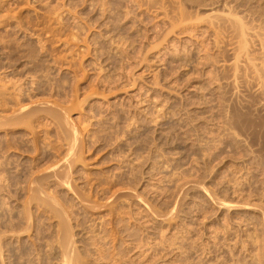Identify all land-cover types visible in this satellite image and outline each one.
<instances>
[{"label":"rangeland","instance_id":"374dc122","mask_svg":"<svg viewBox=\"0 0 264 264\" xmlns=\"http://www.w3.org/2000/svg\"><path fill=\"white\" fill-rule=\"evenodd\" d=\"M16 83L0 264H264V0H0Z\"/></svg>","mask_w":264,"mask_h":264},{"label":"bare ground","instance_id":"6f19581e","mask_svg":"<svg viewBox=\"0 0 264 264\" xmlns=\"http://www.w3.org/2000/svg\"><path fill=\"white\" fill-rule=\"evenodd\" d=\"M10 54H11V53H10ZM17 55H19V54H17ZM16 57H17V56H16ZM18 82H19V81H18ZM20 82H21V81H20ZM14 83H15V82H14ZM1 84H3V83H1ZM5 84H6V83H5ZM25 84H26V83H25ZM9 85H10V84H9ZM3 86H5V85H3ZM13 86H14V91H15V89H16V91L18 92V93H17L18 95H16L15 98H13V99H15L16 101L10 99V100H11V103H12V101H14V102H15L14 104H16V106H15V108H13V111H12V113H11V114H12L11 117L8 116L9 118L6 116V114H4V115H5V116H4L2 112L7 113V111H9V110H7L8 108H7L6 106H7V103H8L10 100L8 99L9 101H7V98H8V97H7V96H4V95H5L4 93H6V92L3 91V92H4V93H3V92L0 91V92H1V93H0V112H1V114L3 115V116H2V115L0 116V128L6 127V126H8V125H9V126H12V125H13V126H12L13 129H14V126H15V127H18V125H22V126L25 125V126H28V125H26V124H28V123H30V122H35V120L38 119V118H36V116L39 115V114H36L37 112L32 111V109L30 108L29 105H23L24 103H22V102H23L24 100H23V101L20 100V97H21V99H22V96H23V95H22V94H23L22 92H24V91H23V88H22V84L17 86V83H16V84H13ZM20 86H21V87H20ZM5 87H6V86H5ZM8 87H9V86H8ZM10 88H11V87H10ZM2 89H3V87H2ZM7 89H8V88H7ZM12 89H13V88H12ZM4 90H5V89H4ZM8 90H9V89H8ZM5 91H7V90H5ZM32 92H33V91H32ZM2 93H3L4 95H3ZM8 93H9V92H8ZM26 94H27V93H26ZM28 95H29V94H28ZM28 95H27V96H28ZM9 97H10V96H9ZM31 102H32V101H31ZM42 102H43V101H42ZM45 102H46V101H45ZM48 102H49V101H48ZM9 103H10V102H9ZM9 103H8V104H9ZM27 104H28V103H27ZM29 104H30V103H29ZM8 106H9V105H8ZM9 107H10V106H9ZM35 107H36V106H35ZM63 108H64V107H63ZM9 109H11V108H9ZM46 111H48V110H46ZM34 112H35V113H34ZM61 112H62V111H61ZM42 113H43V111H42ZM45 113H46V112H45ZM58 113H59V112H58ZM64 113H66L65 110H64ZM35 114H36V116H35ZM59 114H60V116H61L62 113H59ZM59 114H58V115H59ZM56 115H57V114H56ZM62 116H63V115H62ZM37 117H38V116H37ZM53 118H54V117H53ZM66 118H67V117H66ZM55 119H56V118H55ZM67 120H68V119H67ZM36 121H37V120H36ZM69 122H70V121H69ZM36 123H37V122H36ZM54 123H55V122H54ZM30 124H31V123H30ZM30 124H29V125H30ZM57 124H59V123L57 122ZM63 124H64V123H63ZM59 125H60V124H59ZM70 125H71V124H70ZM12 127H11V128H12ZM60 127H61V126H60ZM69 127H70V126H69ZM6 128H7V127H6ZM32 128H33V127H32ZM75 128H76V127H75ZM22 129H23V128H22ZM62 129H63V128H62ZM69 129H70V128H69ZM6 130H7V129H6ZM63 130H64V129H63ZM67 130H68V129H67ZM8 131H9V130H8ZM71 131H74V130L72 129V126H71ZM32 132H34L33 129H32ZM35 132H36V131H35ZM75 133H76V132H75ZM75 133H74V134H75ZM68 134H69V133H68ZM34 135H35V134H34ZM5 136H6V135H5ZM25 136H26V135H25ZM17 137H18V136H17ZM70 137H71V136H70ZM70 137L67 138V141H68V139H70ZM76 137H77V134L75 135V137H71V138H72L71 141L69 140L70 143H69L68 145H71V143H72V141H73V144H72V145H73V148L71 147V149H69V151H71L72 149H74V146H76V145H75V144H77V139H76ZM9 138H10V137H9ZM27 138H28V137H27ZM60 138H61V137H60ZM63 138H64V137H63ZM20 140H21V139H20ZM28 140H29V139H28ZM65 140H66V139H65ZM69 141H68V142H69ZM7 142H8V140H7ZM15 142H16V144H17V143H18V144L20 143L21 145L25 143L24 140H22V141L12 140V143H15ZM27 142H28V141H27ZM33 142H34V141H33ZM36 142H37V141H36ZM34 143H35V142H34ZM6 144H9V143H6ZM25 144H26V146L23 145V148L27 147L26 149H28L30 146L27 145V143H25ZM37 144H38V143H37ZM2 145H5V143H3ZM11 145H12V144H11ZM72 145H71V146H72ZM6 146H7V145H6ZM6 146H5V147H6ZM12 146H14V145H12ZM19 146H20V145H19ZM28 146H29V147H28ZM0 147H1V146H0ZM2 147H3V146H2ZM9 147H10V146H9ZM21 147H22V146H21ZM32 147H33V146H32ZM7 148H8V147H7ZM35 148H36V147H35ZM37 148H38V147H37ZM44 148H45V147H44ZM1 149H2V148H1ZM29 149H30V148H29ZM29 149H28V150H29ZM31 149H32V148H31ZM2 150H3V149H2ZM2 150H1V151H2ZM36 150H37V149H36ZM18 151H19V150H18ZM27 152H28V151H27ZM54 152H55V151H54ZM71 152H72V151H71ZM8 153H9V152H8ZM40 153H41V152H40ZM69 153H70V152H69ZM74 153H75V152H74ZM6 154H7V153H6ZM70 154H71V155H65V156H68L67 159H66L67 161H68V159H70L69 162H70L71 160H73V159H71V158H72L71 156H72V155H74V156L76 155V154H73V152L70 153ZM0 155H1V154H0ZM2 155H4V154H2ZM74 156H73V157H74ZM70 157H71V158H70ZM66 160H65V161H66ZM8 161H9V160H8ZM14 161H15V160H14ZM4 162H6V161H4ZM4 162H3V163H4ZM9 162H10V161H9ZM3 163H2V164H3ZM10 164H11V162H10ZM3 165H4V164H3ZM0 166H1V165H0ZM2 167H5V166H2ZM2 167H1V168H2ZM54 168H55V167H54ZM70 168H71V167H70ZM4 169H5V168H4ZM52 169H53V168H52ZM68 169H69V168H68ZM72 169H73V168H72ZM72 169H70V170L72 171ZM71 171H70V172H71ZM43 172H44V171H43ZM70 172H69V170H68V172H66V173H69V175H71ZM38 173H39V172H38ZM54 174L56 175V173H54ZM55 175H54V176H55ZM57 175H58V174H57ZM57 175H56V176H57ZM30 176H31V175H30ZM32 176H33V175H32ZM34 176H35V175H34ZM43 176H44V175H43ZM47 176H48V175H47ZM63 176H65V175H64V174L62 175V179H61V180H63V178H64ZM57 177H58V176H57ZM60 177H61V176H60ZM65 177H66V176H65ZM67 177H68V179H69V177L71 178V176H68V174H67ZM67 177H66V178H67ZM36 178H37V177H36ZM39 179H40V178H39ZM39 179L37 178L36 180L39 181ZM47 179H48V178H47ZM57 179H59V178H57ZM64 179H65V178H64ZM68 179H66V181H64V182H67ZM27 180H28V179H27ZM33 180H34V182H33ZM33 180L31 181V182H33V184H34V183H37V184H38V181L36 182L35 179H33ZM51 181H52V180H51ZM68 181H70V180H68ZM49 182H50V181H49ZM58 182H59V181H58ZM64 182H63V183H64ZM41 183L43 184V182H41ZM41 183H39V184H41ZM61 183H62V182H61ZM31 184H32V183H31ZM37 184H36V185H37ZM39 184H38V186H39ZM44 184H45V183H44ZM46 184H47V183H46ZM64 184H65V183H64ZM66 184H68V183H66ZM40 186H41V185H40ZM4 188H5V187H4ZM34 188H35V186H34ZM36 188H37V187H36ZM37 189H38V188H37ZM44 189H46V188H44ZM28 190H30V189H28ZM33 190H34V189H33ZM31 191H32V190H31ZM35 191H36V190H35ZM37 191H38V190H37ZM39 191H40V188H39ZM39 191H38V192H39ZM33 193H34V192H33ZM35 193H36V192H35ZM44 193H46V190H45ZM37 194H39V193H37ZM42 194H43V193H42ZM33 195H34V194H33ZM33 195H31V198H32ZM35 195H36V194H35ZM40 196H41V195H40ZM50 196H51V195H50ZM48 197H49V196H48ZM33 198H34V197H33ZM52 198H53V197H52ZM38 199L40 200V198H38ZM39 200H38V201H39ZM55 200H56V199H55ZM33 201H34V200H33ZM52 201H53V200H52ZM6 202H7V201H6ZM30 202H31V201H30ZM57 202H58V201L56 200V203H57ZM31 203H32V202H31ZM39 203H41V202H39ZM54 203H55V201H54ZM25 204H26V203H25ZM27 204H28V203H27ZM34 204H35V202H34ZM36 204H37V203H36ZM41 204H42V203H41ZM26 206H27V205H26ZM40 206H41V205H40ZM60 206H61V205H60ZM27 207H28V206H27ZM57 212H58V211H57ZM10 214H11V213H10ZM56 215H57V214H56ZM65 215H66V214H65ZM68 231H69V230H68ZM65 235H66V234H65ZM66 238H67V237H66ZM62 239H63V238H62ZM1 240H2V239H1ZM67 240H68V239H67ZM67 240H66V241H67ZM68 241H70V240H68ZM62 242H63V241H62ZM64 244H65V243H64ZM66 244H67V242H66ZM64 252H65V250H64ZM3 253H4V252H3ZM66 253H67V251H66ZM64 254H65V253H64ZM66 255H67V254H66ZM74 256H75V255H74ZM64 257H65V256H64ZM66 258H67V257H66ZM70 258H71V257H70ZM70 258H69V259H70ZM1 259H2V258H1ZM73 259H74V258H73ZM75 261H76V260H75ZM66 262H69V261H66ZM70 262H71V261H70ZM72 262H73V261H72ZM2 263H3V262H2ZM5 264H6V263H5ZM68 264H71V263H68Z\"/></svg>","mask_w":264,"mask_h":264}]
</instances>
